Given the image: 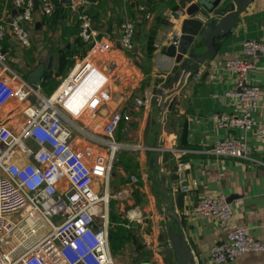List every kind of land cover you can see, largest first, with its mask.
Listing matches in <instances>:
<instances>
[{
	"label": "crops",
	"instance_id": "obj_1",
	"mask_svg": "<svg viewBox=\"0 0 264 264\" xmlns=\"http://www.w3.org/2000/svg\"><path fill=\"white\" fill-rule=\"evenodd\" d=\"M51 1L57 8L52 16L43 15L38 4L33 11V22L29 25L31 45L28 48L21 47L7 34L0 40V51L5 50L6 65L24 78L37 64L50 60L54 79L59 84L83 57V48L75 42L78 36L77 14L60 4L59 0ZM11 4L12 0H0V18L4 16L8 20L13 15ZM140 5L151 12V18H143L138 10ZM179 6L186 8L188 4L181 0H91L87 9L92 26L98 32L97 38H108L112 42V48L103 55L108 59L94 58V61L102 69L111 61L117 71L114 88L118 89L112 90L109 82L106 91L111 102L100 108V120H104L110 110L118 109L116 96L120 97L127 85H133V89L137 84L140 86L138 95L134 94V104L136 98L145 101L143 106L134 105L135 111H140L145 119L144 127H139L143 129L135 145L130 146L137 152L131 156L125 152L118 155L121 150L117 152L107 184V192L113 195L108 202L109 219L120 229L124 227L125 232L133 231L132 242L137 247L133 248L135 253L132 255L135 264H177L167 238L168 230L177 232V224L170 217V212L177 215L176 220L182 225L194 264H212L208 262L209 249L212 244L226 239V229L217 226L210 217L192 212V205L206 194L222 193L229 198L233 210L232 225L244 227L252 237L264 241V55L258 53L252 58L255 67L246 76V81L260 91L253 129L228 131L215 126L211 119L215 112L230 114L237 110L235 100L225 95L233 87L234 77L224 69L223 61L240 54L244 40L264 41V0L249 1L236 17L231 31L214 40V54L200 62L173 94L162 128L163 149L154 159L151 147L156 139L159 120L154 94L172 76L174 58L165 50L171 34L180 31L181 22L188 17L185 15L169 21L164 12ZM224 14L226 12L215 16L216 20ZM126 20L135 24L134 46L130 51L123 50L117 39L119 24ZM206 51L207 47L199 42L193 53L200 55ZM65 54L63 69L58 72L59 56ZM16 59L21 61L17 66L19 72L9 66V61ZM196 72L201 73L198 79L194 77ZM5 75L0 67V81ZM40 87L46 94L41 83ZM25 104L12 98L1 101L0 122L18 128ZM148 118L149 127L144 137ZM130 122H122L116 134L123 132ZM230 133L245 142L250 149V157L256 161L215 156L208 151L214 140L226 138ZM176 157L188 163L184 176L190 192L182 195V208H177L179 193L172 189L177 181L173 170ZM132 174L137 177L136 183L130 181ZM95 188L99 189L98 186ZM132 207L134 209L126 213ZM30 222L28 220L27 224ZM121 250L120 245L114 252L110 249L114 264H117L116 259L118 264L127 260L126 253L122 255L124 251ZM222 264H264V253H246Z\"/></svg>",
	"mask_w": 264,
	"mask_h": 264
},
{
	"label": "built area",
	"instance_id": "obj_2",
	"mask_svg": "<svg viewBox=\"0 0 264 264\" xmlns=\"http://www.w3.org/2000/svg\"><path fill=\"white\" fill-rule=\"evenodd\" d=\"M37 2L43 15L52 16L57 9L51 0ZM12 3L22 12L19 18L12 15L9 22L4 16L0 18V40L9 34L21 47L28 48L34 0ZM90 5L91 0H71L66 5L77 14L78 37L90 46L50 94L12 71L0 51V67L6 72L0 81V102L7 98L26 102L18 128L0 122V264H114L108 215L113 195L107 192V184L115 155L123 147L115 139L116 131L130 117L112 109L104 120L99 118L100 108L111 100L106 91L110 74L90 56H103L112 42L97 38L87 11ZM138 10L143 18H151L144 5ZM185 15L184 6L164 12L169 21ZM118 30L119 45L130 51L134 22L123 21ZM180 35L179 30L174 31L169 45L176 47ZM258 53L264 55V41L247 39L240 54L223 61L224 69L234 77L233 87L225 95L235 100L237 110L213 113L211 119L218 128L233 131L255 126L260 91L246 81V76L254 69L252 58ZM200 76L196 72L194 77ZM135 104L143 106L145 101L136 98ZM208 151L215 156L256 161L245 142L231 133L214 140ZM175 163L177 181L172 189L188 195L190 188L184 176L188 163L180 157ZM130 181L136 183L137 177L132 174ZM191 210L226 229V239L211 245L209 263L222 264L246 253H264L263 240L252 237L244 227L232 225L233 210L222 193L199 197ZM15 214L20 216L18 221L12 220ZM28 220L32 224H27Z\"/></svg>",
	"mask_w": 264,
	"mask_h": 264
},
{
	"label": "water",
	"instance_id": "obj_3",
	"mask_svg": "<svg viewBox=\"0 0 264 264\" xmlns=\"http://www.w3.org/2000/svg\"><path fill=\"white\" fill-rule=\"evenodd\" d=\"M188 4L185 8L186 15L188 16L181 22L180 37L178 45H169L166 47V54L174 58L175 65L171 69L170 80L161 85L154 94V103L159 111L158 127L156 132V139L154 145L151 147L154 151V159H157V153L163 148L162 141V128L165 120V115L169 102L173 94L181 88L186 82V79L192 75L197 65L204 59L214 54V40L217 37L228 34L235 23L236 17L247 6L250 0H181ZM60 4L67 5L71 0H59ZM37 0H34L33 8H37ZM12 14L16 18L20 17L21 9H16L14 4H11ZM226 12L221 18L219 16ZM19 13V14H16ZM200 17V18H195ZM202 17V18H201ZM204 19V20H201ZM9 18L7 22H9ZM38 25L36 27L38 28ZM203 42L207 47V51L200 55L193 53L194 48ZM5 50L1 53L4 54ZM186 55V56H185ZM51 68V61L48 63L41 62L35 66L25 76L28 83L40 85L45 70ZM149 127V118L146 121L144 129V137H146ZM146 141V140H145ZM176 170V166H173ZM177 179V177L175 178ZM229 202V198H227ZM177 208H182V195L179 194L176 198ZM172 211L171 209H168ZM170 217L173 218L177 224V232L168 230L167 238L170 242L174 260L177 264H194L192 254L189 246L187 245L182 225L176 220L177 215L170 212Z\"/></svg>",
	"mask_w": 264,
	"mask_h": 264
},
{
	"label": "rangeland",
	"instance_id": "obj_4",
	"mask_svg": "<svg viewBox=\"0 0 264 264\" xmlns=\"http://www.w3.org/2000/svg\"><path fill=\"white\" fill-rule=\"evenodd\" d=\"M89 46H90V44H86L82 48L88 49ZM105 56H97V55L93 54L90 56V59L92 61H94V58L108 59L107 57L105 58ZM16 60L17 61H14V62L9 61V66L14 68L16 71H18L17 66H19L21 64V61H19L18 59H16ZM112 66L113 65L111 64V61H109L108 65H104L105 69H103V70L107 71L110 74V86H111L112 90L115 91V89H118V87L114 88V83L116 82L115 81V78H116L115 74L117 73V71ZM65 72L66 71H64V73ZM132 86L127 85L125 88H123L121 96L120 97L116 96L117 104H119L118 106L120 107V108L119 107H117V108L123 109L122 111H126L130 117L129 121L131 120L128 127L125 130H123V132H118L119 133V134L117 133L118 135L116 134V138H117L116 141H118V142L120 141L119 143H121L123 145V147L120 149L121 151H119L120 153L118 155H121L125 152L126 154H129L131 156L132 153L135 154L137 152V151L133 150L132 147H130V146L135 145L134 143H136V141L138 139V135H139L140 131L143 129V128H139V127L140 126L144 127V124H145V119L142 118L141 112L140 111L137 112L134 109V107H135L134 106L135 105L134 100H133V98L135 97L134 94L137 93L136 95H138V93L140 91L137 88L138 87L140 88V86H138V84L135 85V89H133ZM46 94H48V93H46ZM110 102H111V100H110ZM130 209H134V208L132 207V208L127 209L126 213H128L127 211H129ZM19 219H20L19 214H15L14 216H12L13 221H18ZM30 223L32 224V222H30ZM123 228L121 227V229H120L121 230L120 232L123 233V237H124V238H122V243L120 244V246L122 247L121 252L124 251L122 255H124V253H126L125 255L127 256V260H124L121 264H126V263L135 264V261L132 260L133 259L132 255L135 253L133 248H137L136 245L133 244V242H132V237L135 235H134L133 231H130V232L126 231L125 232V230ZM110 229H111V227L109 228V231H110ZM112 238L113 237H109V240L111 241ZM113 242H116L114 240V238H113ZM125 250H126V252H125ZM116 263L118 264L117 259H116ZM140 264H148V263L147 262H141Z\"/></svg>",
	"mask_w": 264,
	"mask_h": 264
},
{
	"label": "trees",
	"instance_id": "obj_5",
	"mask_svg": "<svg viewBox=\"0 0 264 264\" xmlns=\"http://www.w3.org/2000/svg\"><path fill=\"white\" fill-rule=\"evenodd\" d=\"M75 42H76L77 46L81 47V48L86 45L78 36L76 37ZM68 54H71V53H68ZM81 54H82V56L85 55V49L84 48H83V51ZM65 56H67V55L65 54V55L59 56V59H58V61H59L58 70L59 71L58 72H60L63 69L62 67L64 66V63H65V60H64ZM53 74L54 73L50 68L44 72L43 77H42L41 85L43 86L45 92L48 94H50L58 85V83L54 79ZM110 222H111V226H110L111 229L109 231V237H113L116 242H113V238H112L111 241L109 240V246H110L111 251L114 252L116 249L119 248L120 242H121L122 237H123V233L120 232L121 231L120 228L114 224L113 220H110Z\"/></svg>",
	"mask_w": 264,
	"mask_h": 264
}]
</instances>
